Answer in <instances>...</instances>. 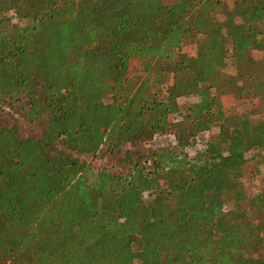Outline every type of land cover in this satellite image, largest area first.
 <instances>
[{"label": "trees", "instance_id": "obj_1", "mask_svg": "<svg viewBox=\"0 0 264 264\" xmlns=\"http://www.w3.org/2000/svg\"><path fill=\"white\" fill-rule=\"evenodd\" d=\"M5 2L0 264H264V0Z\"/></svg>", "mask_w": 264, "mask_h": 264}, {"label": "rangeland", "instance_id": "obj_2", "mask_svg": "<svg viewBox=\"0 0 264 264\" xmlns=\"http://www.w3.org/2000/svg\"><path fill=\"white\" fill-rule=\"evenodd\" d=\"M222 1L226 5V7L229 8L231 6V0H222ZM5 4H6L5 0H0V15L1 14H5V15L11 14L10 11H8V9L6 10ZM213 14L219 19L222 18L219 10H214ZM12 20L15 21L14 19H12ZM180 51L182 54L191 55L195 52V45L189 44V45L181 48ZM250 55L255 59H259L262 55V52L252 49L250 51ZM221 72H223V73H233L234 72V68H233V64L231 63V59L226 60L225 65L221 68ZM167 82H170V75L167 76ZM192 100H194L193 96H186V97L177 98L176 104H178V106H179L178 109L183 110V108L186 104L185 102H189ZM247 110H248V102L245 98H241V99L236 101V103H235V111L236 112L244 114V113H246ZM176 118H178V114L176 113V111H171L166 115L167 121H171V120H174ZM167 138H171V137H169V136L165 137L163 135H157L154 138V144H160L161 142H163ZM87 160L90 162L92 168H96L97 166H100L101 164H104V162H105V159L101 158V157L87 158ZM242 185L244 187V192L247 196H251V195L255 194L257 191L264 189V164L259 166V170L257 171L255 176L242 178Z\"/></svg>", "mask_w": 264, "mask_h": 264}]
</instances>
